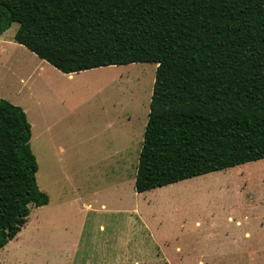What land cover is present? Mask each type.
<instances>
[{"label": "trees", "instance_id": "trees-1", "mask_svg": "<svg viewBox=\"0 0 264 264\" xmlns=\"http://www.w3.org/2000/svg\"><path fill=\"white\" fill-rule=\"evenodd\" d=\"M63 74L156 64L143 193L264 159V0H0V35ZM30 124L0 99V249L47 205Z\"/></svg>", "mask_w": 264, "mask_h": 264}, {"label": "rangeland", "instance_id": "rangeland-1", "mask_svg": "<svg viewBox=\"0 0 264 264\" xmlns=\"http://www.w3.org/2000/svg\"><path fill=\"white\" fill-rule=\"evenodd\" d=\"M17 27L12 24L6 31V38L11 37L9 42H15ZM5 51L9 56L0 67V99L20 106L28 119H38L43 109L46 119L61 117L60 122L66 125L63 149L58 147L64 137L63 131L59 133L60 123L52 128L50 140L35 130L29 141L38 164L36 183L49 202L29 208L23 228L0 249V264H64L66 255L78 257L88 252L86 236L90 227L124 222L123 218L116 219L114 213L122 215L116 209L134 206L140 210L159 209L164 225L174 229L180 225L182 230L191 228L195 218L207 217L197 213H215L212 218L200 220L215 223V227L209 236H200L198 244L189 243L186 231L172 233L167 264H179V258L185 264H195L182 258L191 248L205 252L208 248L227 247L241 252L245 247L248 253L233 255L235 262L204 264H264V159L186 179L148 195L134 191L156 64L107 66L68 78L34 55L10 45H5ZM58 161L68 162L69 167H64L79 181L73 178L72 182H64L60 167L55 165ZM116 181L120 187L112 189ZM79 200L96 204H92V210H80ZM102 202L107 208L96 210ZM221 209L235 211L234 222H227V212ZM237 216L248 220L236 226ZM245 231L249 238L243 237ZM176 246H180L181 253L174 252Z\"/></svg>", "mask_w": 264, "mask_h": 264}, {"label": "crops", "instance_id": "crops-1", "mask_svg": "<svg viewBox=\"0 0 264 264\" xmlns=\"http://www.w3.org/2000/svg\"><path fill=\"white\" fill-rule=\"evenodd\" d=\"M5 35H6V31L2 35H0V67H3L2 60L9 56V54L5 51V45H10L13 48H17L18 50L24 51L26 55H29V56L34 55L22 45H19L16 42H9L11 40V37L7 39ZM63 75L67 76L68 78H71L73 76V74H63ZM44 102L46 103L47 101H44ZM38 115H39L38 119H36L35 117H31V119H28V114L26 113L27 121H29L31 124L30 139L32 140L34 138L35 130H37L39 135L44 134V136L48 140H50L51 135L49 136V134L52 128H54L57 125V123H60L62 126V129L59 133L61 134L63 131L64 137L62 140L59 141L58 147L63 149V142L65 141L66 123L60 122L62 120L61 117L59 118V120L57 119L54 121L46 119L45 112L43 109L39 111ZM69 133H70V128L68 124V134ZM59 153L62 154L63 151H59ZM65 164L68 167L70 165L68 164V162H59V161L55 164L56 166L60 167V173L62 172V176L64 177L63 181L72 182L73 178L79 181L78 179L79 177L71 176V170H69L67 167H64ZM118 164L116 166H118ZM84 167L86 166L84 165ZM37 171H38V164H37ZM119 187H120V183L116 181L115 184L111 188L118 189ZM159 188H162V187H159ZM153 190H149V191L138 193V194L148 195ZM79 201L82 203L81 205L83 206V207L82 206L79 207L80 210H87V211L92 210V204L93 203L96 204L95 202H88L85 200H79ZM99 208L100 209H96V210L98 211L105 210V208H107V205L102 202L100 203ZM110 208H116V207H110ZM116 211H122V215L120 214V212H116L114 214L116 215V219L123 218L124 222L106 223L105 226L107 227V229L104 226V224L93 225L92 227H90L87 231L88 235L86 236L89 240L88 245H87L89 247L88 252L78 257H76V255L75 256L71 255L70 257L66 255L64 264H127V263L128 264H132V263L133 264H152V263L167 264L169 263V260H168L169 257L167 256V248H168V242L173 240L170 237L172 233L181 234L184 231H186L188 233L187 236L189 239V243L193 245L194 243L198 242V239L200 236H203V237L209 236L211 234L212 229L215 227V223H212L209 221L207 223H203L202 221H200L201 219H208V218L214 217L215 213H212V211L204 212V213H197V215H207V217L206 218L205 217L195 218L193 222L191 223L192 224L191 228H186V229L184 228L183 230L180 225L176 227L175 229L168 228L167 225H164L163 224L164 215L162 214V212L159 211V209L150 208L149 210H145V209L140 210L138 206H134L132 209H129V210L116 209ZM220 211L227 212L226 217H225V220L227 222L229 223L234 222L235 215L233 216V214H237L235 213V211H233L232 209H221ZM247 220L248 218L245 216L244 217L237 216L235 225L241 226V223L244 221L246 222ZM105 229H106V232H105ZM84 235L85 234L83 232L81 234V240L83 239ZM249 236L250 234L247 231L243 233L244 238H249ZM95 244L97 245L93 247ZM234 248L235 247H227L224 249L217 248V249H212V250L208 248L205 252L192 251V248H191L188 251H186L184 257L182 258H184V260H187V261L194 260L193 262H195V264H204L205 262L213 263V261L214 262L217 261L219 263L235 262V260L232 259L233 255H240V254L248 253L245 247H243L242 252L235 250ZM151 249H153L152 254H150ZM94 251H96V255L93 254ZM181 251L182 250L180 246L175 247L174 252L181 253ZM251 253L252 252H250V254ZM179 261H180L179 264H185L184 261L180 258H179Z\"/></svg>", "mask_w": 264, "mask_h": 264}]
</instances>
